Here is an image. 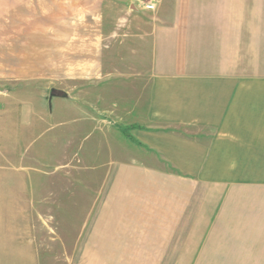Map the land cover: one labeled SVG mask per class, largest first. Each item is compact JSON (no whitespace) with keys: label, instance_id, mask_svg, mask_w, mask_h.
Returning <instances> with one entry per match:
<instances>
[{"label":"crops","instance_id":"1","mask_svg":"<svg viewBox=\"0 0 264 264\" xmlns=\"http://www.w3.org/2000/svg\"><path fill=\"white\" fill-rule=\"evenodd\" d=\"M5 4L0 119L29 133L64 107L83 115L70 134L86 127L89 151L76 144L57 182L94 194L77 229L81 201L47 205L46 173L0 149L12 251L39 264H264V0Z\"/></svg>","mask_w":264,"mask_h":264},{"label":"rangeland","instance_id":"2","mask_svg":"<svg viewBox=\"0 0 264 264\" xmlns=\"http://www.w3.org/2000/svg\"><path fill=\"white\" fill-rule=\"evenodd\" d=\"M146 2V0H143ZM33 8H36V5H30ZM28 5V8H30ZM50 8L53 7L50 4H47ZM145 8V5H144ZM6 4L5 0H0V109L4 110L5 100L4 93L6 90L5 80H4V65H5V54H6ZM28 22V21H27ZM61 104V103H60ZM55 106L53 108L59 109L61 105ZM67 113L57 114L55 116H50L47 118L45 123L40 126L41 128L34 132H22L21 117H17V121L9 123L5 119H0V149L8 148L14 154L21 155L24 153V156L30 160L29 165L31 168H39V170L45 174L41 176L43 180L42 183V198H46L47 205L53 203L55 200L61 202L63 200L65 204L70 205V197L72 199V206L75 205L76 201H81L77 209L72 212L73 222L76 223V227H80L82 221L86 218L88 209L92 203L94 194L92 192L82 190V195L79 196V190L75 187L72 189V196L68 190H64V195H62L61 183L57 182V178L64 176L66 173H70L72 169L76 166L75 150H77L76 144H82L84 150L81 155L85 152L87 145L90 143V137L86 138L89 134V130L85 128L79 129L71 133L72 129L76 126L77 121L75 120L81 116H77L74 113H69V107H64ZM4 117V116H3ZM84 117V116H83ZM83 121V120H81ZM118 129H121L123 132V126L118 125ZM73 137L74 145L73 147H68V141L71 136ZM55 139V142H54ZM56 144V146L54 145ZM89 146V145H88ZM5 150V149H4ZM89 151V150H88ZM39 155V161L37 157ZM86 158V156H85ZM89 158V157H88ZM63 164H70L68 167L59 168ZM70 168V169H68ZM75 173V171H73ZM36 177L39 175L36 173ZM38 180V179H37ZM37 182V181H35ZM58 184H57V183ZM62 195V196H61ZM78 197V198H77ZM63 198V199H62ZM79 199V200H78ZM69 215L68 212H64ZM35 219L38 218V213H34ZM3 233H0V264H39V260H27V257L24 255V247H19L15 252L12 251L16 245L10 243L7 238L4 237ZM2 238V239H1ZM26 247V245H25ZM46 262L47 261H42ZM48 264V263H47Z\"/></svg>","mask_w":264,"mask_h":264},{"label":"built area","instance_id":"3","mask_svg":"<svg viewBox=\"0 0 264 264\" xmlns=\"http://www.w3.org/2000/svg\"><path fill=\"white\" fill-rule=\"evenodd\" d=\"M159 0H146L145 9L148 11H155L157 9V4Z\"/></svg>","mask_w":264,"mask_h":264},{"label":"trees","instance_id":"4","mask_svg":"<svg viewBox=\"0 0 264 264\" xmlns=\"http://www.w3.org/2000/svg\"><path fill=\"white\" fill-rule=\"evenodd\" d=\"M132 128H135V127H132ZM132 128H130V129H125V130H124V134H125L126 138H128L129 140H131V141L134 142V143L139 144L138 141H137V140H136V139L130 134V130H131Z\"/></svg>","mask_w":264,"mask_h":264}]
</instances>
